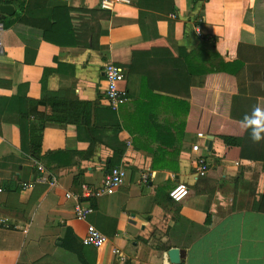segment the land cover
I'll list each match as a JSON object with an SVG mask.
<instances>
[{"label":"crops","instance_id":"1","mask_svg":"<svg viewBox=\"0 0 264 264\" xmlns=\"http://www.w3.org/2000/svg\"><path fill=\"white\" fill-rule=\"evenodd\" d=\"M102 1L4 3L12 6L13 18L54 7L53 19L63 25L69 7L96 10L92 22L100 35L98 48L59 46L45 37L33 63L24 62L20 44H0V159L28 158V129L41 128L35 171L24 162L11 174L19 175L22 187L3 189L6 172L0 169V264H63L51 257L55 241L66 227L81 240L88 225L107 238L97 249V264H264V214L252 209L264 189L263 165L224 157L219 136L226 125L235 129L254 107L264 108V24L242 27L245 0H144L146 8L136 0H105L110 8H102ZM254 1L264 10V0ZM6 40L13 41L11 34ZM150 47L172 57L183 52L187 70L207 74L205 83L190 88L189 97L178 96L132 76L127 80L128 69L120 66L127 100L113 110L117 119L101 118L93 103L110 108L103 95V65L126 64L134 48ZM45 69L44 92L73 90L78 101L91 103L86 131L79 134L77 124L47 118L56 115L48 100L64 96L45 95L31 111L28 101L43 97ZM215 75L217 84L209 83L208 76ZM176 101L199 107L197 119L177 112ZM208 101L213 112L206 111ZM78 111L67 106L68 115ZM205 137L211 141L210 149H202L209 168L197 176L191 146ZM120 144L125 148L114 166L125 171L122 185L92 199V211L76 218L79 185H100ZM176 184L188 188L180 202L166 196Z\"/></svg>","mask_w":264,"mask_h":264},{"label":"trees","instance_id":"2","mask_svg":"<svg viewBox=\"0 0 264 264\" xmlns=\"http://www.w3.org/2000/svg\"><path fill=\"white\" fill-rule=\"evenodd\" d=\"M143 1V2H142ZM246 7L242 14V27L250 25L251 23L264 24V10L263 6L256 3L254 0H245ZM140 8H146L144 0L135 1ZM263 1L261 0L260 3ZM9 3V0H0V5ZM54 7H44L36 13H19L15 18L14 14L10 17H6L0 20L3 23L4 31L1 33V43L8 44H20L24 48V62L33 63L39 44L43 38H47L51 43L59 46H77L83 48H98L99 47V31L98 25L93 24L92 18L95 15L96 10L85 9L81 7H69L68 17L66 19L67 25L58 23L53 19ZM174 13L175 9H168V12ZM102 11H106L103 10ZM144 14H141V16ZM13 16V17H12ZM143 17V16H142ZM142 26V20H139ZM11 34L13 41L8 42L6 35ZM165 51L160 47H150L149 49H136L132 50V58L130 62L126 64H120L113 62L115 65L123 66L128 69L127 80L129 77L141 79L148 85L150 89L163 90L165 92L181 95L185 97L190 96V88L200 87L205 83L206 75H199L193 71L189 72L186 68L183 52L175 55V57L167 56L160 52ZM48 69L44 70L43 78L41 80L43 97L41 100L28 101L30 109L42 103L45 95L64 96L59 100L49 102L55 103L54 116L47 117L49 120L64 119L68 122H73L78 126V133L80 131H86L87 119L90 114L89 102L78 101L75 97L73 90H59L57 92H44V80ZM144 78V79H142ZM219 77L208 76V82L217 84ZM1 82V81H0ZM126 79L117 83V88L121 92H125L128 95V91L124 86ZM177 107L175 110H183L187 116L192 114L194 119L200 112L199 107H192L189 103L183 101H176ZM95 110L99 111L100 117L105 119H117L115 111L110 108L100 107L97 102L93 103ZM67 106H72L73 109H78L79 114L68 115ZM209 106V107H208ZM211 106V108H210ZM206 111L213 112V106L209 104ZM147 110H145V117H147ZM54 113V114H55ZM56 117V118H55ZM81 121L82 124L81 125ZM186 122L183 127L185 128ZM235 129L230 125H226L227 132L219 135L224 144V157L226 158H244L259 161L263 165L264 170V139L260 141H254L251 137L248 138V129L244 130L242 135L239 134L240 130H243L241 122L234 124ZM234 129V130H232ZM41 128L32 127L27 132L28 141V158L19 157L16 155L7 156L0 159V169L6 172V176H3L2 187L8 192H13L22 187V182L17 174V178L13 179L11 174L18 172V166L28 162L31 164V170L35 171V163L40 159L41 151ZM199 133V132H198ZM249 133V132H248ZM247 137V138H246ZM90 143L93 144L90 139ZM125 146L120 144L113 151V155L109 158L108 165L110 167L117 165L121 159ZM236 151H239L236 153ZM162 158V157H159ZM4 161V162H2ZM80 186V185H79ZM168 199V194L166 195ZM94 199V198H92ZM92 199H88L91 201ZM80 201L84 198H80ZM171 200V199H170ZM172 201V200H171ZM174 202V201H173ZM92 207V205H91ZM252 209L255 212L264 214V189L259 198L252 203ZM210 218L207 216L206 223L208 224ZM54 259H58L63 264H97V249L91 245H85L69 227H66L63 237L55 241V252L51 255Z\"/></svg>","mask_w":264,"mask_h":264},{"label":"built area","instance_id":"3","mask_svg":"<svg viewBox=\"0 0 264 264\" xmlns=\"http://www.w3.org/2000/svg\"><path fill=\"white\" fill-rule=\"evenodd\" d=\"M63 1V0H61ZM125 1V0H123ZM111 1H102V8H110ZM4 31L3 23L0 21V44H1V33ZM102 74L104 76L105 88H104V98L107 101L109 107L112 110H116L121 104L127 100V95L125 92H121L117 88V83L124 79L123 68L112 64L106 63L103 65ZM204 143L193 144L191 146L192 151L195 153L194 158V173L197 176H203L208 171V162L202 149H206L210 139L205 137L203 139ZM125 177V171L121 166H113L108 172L104 174L103 180L100 185H92L88 183H82L80 185L81 195L79 198H84V200L75 204L74 211L75 216L78 219H85L87 214L92 211V207L88 204V199L101 197L103 195L113 194L120 185H122ZM56 183L54 177H50L48 184L53 186ZM188 193V188L184 184H176L168 191L169 198L174 202H180ZM67 197L71 194L67 193ZM83 204H86L83 206ZM82 243L85 245H91L98 249L100 246L105 244L107 238L101 232H99L92 225H88L86 228V233L81 239Z\"/></svg>","mask_w":264,"mask_h":264},{"label":"clouds","instance_id":"4","mask_svg":"<svg viewBox=\"0 0 264 264\" xmlns=\"http://www.w3.org/2000/svg\"><path fill=\"white\" fill-rule=\"evenodd\" d=\"M245 129H250V136L254 141L264 139V108L254 107L250 115H245L241 121Z\"/></svg>","mask_w":264,"mask_h":264},{"label":"water","instance_id":"5","mask_svg":"<svg viewBox=\"0 0 264 264\" xmlns=\"http://www.w3.org/2000/svg\"><path fill=\"white\" fill-rule=\"evenodd\" d=\"M12 14H13V8L11 5H8V4L0 5V20L4 19L7 15H12ZM210 147H211V141H209L207 144V148L210 149ZM170 255L173 256L174 260H177L176 255H173L171 252H170Z\"/></svg>","mask_w":264,"mask_h":264},{"label":"rangeland","instance_id":"6","mask_svg":"<svg viewBox=\"0 0 264 264\" xmlns=\"http://www.w3.org/2000/svg\"><path fill=\"white\" fill-rule=\"evenodd\" d=\"M185 239H186V238H183V240H182V241L184 242V241H185ZM178 240H179V239H178Z\"/></svg>","mask_w":264,"mask_h":264}]
</instances>
